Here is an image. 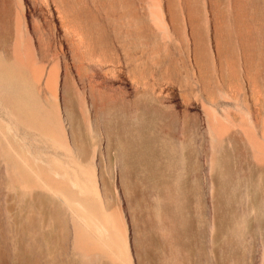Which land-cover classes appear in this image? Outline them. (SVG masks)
Segmentation results:
<instances>
[{
	"label": "rangeland",
	"instance_id": "1",
	"mask_svg": "<svg viewBox=\"0 0 264 264\" xmlns=\"http://www.w3.org/2000/svg\"><path fill=\"white\" fill-rule=\"evenodd\" d=\"M0 264H264V0H0Z\"/></svg>",
	"mask_w": 264,
	"mask_h": 264
}]
</instances>
